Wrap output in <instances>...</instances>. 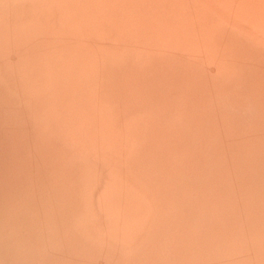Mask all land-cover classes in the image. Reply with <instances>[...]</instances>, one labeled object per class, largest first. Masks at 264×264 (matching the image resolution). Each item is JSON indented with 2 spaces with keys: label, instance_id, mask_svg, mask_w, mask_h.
<instances>
[{
  "label": "bare ground",
  "instance_id": "obj_1",
  "mask_svg": "<svg viewBox=\"0 0 264 264\" xmlns=\"http://www.w3.org/2000/svg\"><path fill=\"white\" fill-rule=\"evenodd\" d=\"M1 119L0 264H264V0H0Z\"/></svg>",
  "mask_w": 264,
  "mask_h": 264
},
{
  "label": "rangeland",
  "instance_id": "obj_2",
  "mask_svg": "<svg viewBox=\"0 0 264 264\" xmlns=\"http://www.w3.org/2000/svg\"><path fill=\"white\" fill-rule=\"evenodd\" d=\"M0 121L3 122L2 119H1ZM2 125H3V124H2ZM2 125H1V123H0V127H1V128H2ZM3 126H4V125H3ZM1 128H0V129H1ZM2 129H3V128H2ZM4 129H5V128H4ZM4 129H3V130H4ZM1 131H2V130H1ZM1 131H0L1 134L5 132V131H2V132H1ZM261 154H262V153H261ZM263 155H264V153H263ZM263 155H262V156H263ZM262 156L260 155V157H262ZM260 157L257 158V161H256L255 158H254V160H252V161L250 162V164H251L252 162H254V163H252V164L250 165V167L248 168V169H250L249 171H252V168L254 169L256 166H257V169H258L260 166H261V167L263 166V165L261 164V163H262L261 161H263V160H260V159H261ZM263 157H264V156H263ZM258 160H259V161H258ZM255 161H256L257 163H256ZM260 162H261V163H260ZM254 164H256L255 167H254ZM263 164H264V163H263ZM252 165H253V166H252ZM251 166H252V168H251ZM258 166H259V167H258ZM261 167H260L259 169L262 170L263 167H262V168H261ZM255 170H256V168H255ZM255 170H253V171H255ZM261 170H260V171H261ZM249 171H248V172H249ZM258 171H259V170H256V174H257V173L259 174ZM263 172H264V169L262 170V173H263ZM253 173H255V172H252V175H254ZM260 173H261V172H260ZM250 174H251V172H250ZM261 175L264 176V173L261 174ZM261 175L253 176V180H252V178H250V177H252V176L250 175V176H249V180H250V182H251V180H252L253 182H255L256 179H258V180L261 179V178H259V177H261ZM254 177H256V178H254ZM257 177H258V178H257ZM254 179H255V181H254ZM263 179H264V178H262V180H263ZM259 181H260V180H259ZM259 181H258V182L256 181V182L259 183ZM250 182H249V183H250ZM256 182H255V183H256ZM263 182H264V181H263ZM257 183H256V184H257ZM261 183H262V182H261ZM253 184H254V183H253ZM253 184L251 183L250 186L253 187V186H254ZM256 184H255V185H256ZM259 184H260V183H259ZM259 184H258V185H259ZM252 185H253V186H252ZM262 186H264V183H263ZM255 187H256V188H259V187L256 185V186L253 187L254 190H255ZM260 188L262 189L261 184H260ZM255 191H257V190H255ZM261 192H263V191L261 190ZM256 193L259 194L260 192H256ZM258 194H257V195H258ZM261 194H262V193H261ZM261 196H264V194H263V195H260V197H258V198H262ZM261 200L263 201V198H262Z\"/></svg>",
  "mask_w": 264,
  "mask_h": 264
}]
</instances>
